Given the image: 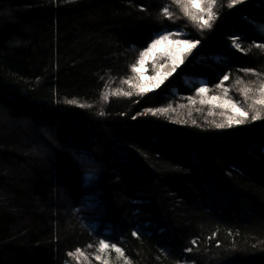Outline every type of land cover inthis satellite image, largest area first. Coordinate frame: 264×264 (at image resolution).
<instances>
[{"label": "trees", "instance_id": "obj_1", "mask_svg": "<svg viewBox=\"0 0 264 264\" xmlns=\"http://www.w3.org/2000/svg\"><path fill=\"white\" fill-rule=\"evenodd\" d=\"M229 2L207 28L175 0H0V264H98L105 238L107 264H264V119L217 129L207 102L251 115L264 84V0ZM180 31L196 46L137 95L140 52Z\"/></svg>", "mask_w": 264, "mask_h": 264}, {"label": "snow or ice", "instance_id": "obj_2", "mask_svg": "<svg viewBox=\"0 0 264 264\" xmlns=\"http://www.w3.org/2000/svg\"><path fill=\"white\" fill-rule=\"evenodd\" d=\"M177 4H179L186 15H189L192 19L200 20L202 21L201 27H207L211 28L212 23L211 21L213 20L215 13L213 11V6L215 4V0H175ZM241 0H230L228 7H234L237 4H240ZM196 5H199L198 8L194 7ZM165 15H170L168 13V10H164ZM205 16L207 17L205 19ZM177 35V33H172V32H158L154 35V37L151 39L150 45L147 47V52L153 51L155 48H157L158 45L164 42H171L172 44H175L177 48L180 47H186L188 50H191L196 46V42H192L190 39L185 38V39H170V37H173ZM234 47L239 50V45L235 44L233 45ZM260 47H264V44L259 45ZM147 52L141 51L140 52V65H143L144 62V57L147 54ZM168 59L172 60V69L169 72H165L162 74H158L157 76H153L152 80L154 83L151 85V87H159V85L163 82V80L171 74V71H175L176 65L180 63V59L178 58L176 52L170 51L168 55ZM132 70L135 72L136 71V66L133 65ZM241 71L244 72H249L252 71L251 69L247 68H242L240 69ZM229 79V75L225 74L223 75L222 80L216 85L217 88L223 87L224 81H227ZM136 88V94L137 95H142L146 92H148L150 89L148 86L142 84L139 82V79L137 78V82L135 84ZM209 89L204 86H198L196 88V94L197 96L201 97V103L206 102L204 97H206L207 92ZM252 91V89H244L243 94L245 96L248 95V93ZM260 93V97L258 99H255L253 101V106H252V112L250 115V112L248 109L242 108L238 106L236 103H232L231 101H223L221 103V107L227 106L228 109L230 110V115L228 116V119L225 123H217L215 127L217 129H224V128H232L234 125H243L249 121V118L251 121H257L264 119V115H262V112H264V84H261L260 88L258 89ZM227 92V89H225V93ZM126 96H132L133 93L131 91L124 93ZM191 100V98H189ZM220 97L217 96H210L207 97V100L209 102L211 101H218L220 100ZM194 102V101H193ZM70 103H73L70 101ZM255 105L261 106L260 108H255ZM167 109L164 108H159V109H154V108H147L146 112H150L152 115H156L158 112H165ZM103 115V113H101ZM135 119V117H133ZM133 235H136L134 232ZM195 243V241H193ZM113 250L116 254L122 256L123 255V250L121 247L117 246L116 243H111L109 244L107 241V238L101 239L99 241V248H98V253L94 256V259L98 262V264H107V261L104 259L103 255L101 253H104L106 251ZM188 251H191V249H187ZM78 253L83 254L80 252V250H77Z\"/></svg>", "mask_w": 264, "mask_h": 264}, {"label": "rangeland", "instance_id": "obj_3", "mask_svg": "<svg viewBox=\"0 0 264 264\" xmlns=\"http://www.w3.org/2000/svg\"><path fill=\"white\" fill-rule=\"evenodd\" d=\"M198 7L199 5H196L194 7V10L195 8H198ZM213 9H214V6H213ZM206 18L207 17L205 16V19ZM165 33H168V32H165ZM176 33L177 35L170 37V39H185L184 33L182 31L176 32ZM191 50H188L186 47L177 48V46L175 44H172L171 42L161 43L160 45L157 46V48H155L151 52H147V49H146L144 52H147V54L144 57L143 65L141 66L140 62H138V65L136 67V72L139 75L140 83L149 87L150 90L148 92L157 90L160 87V85L174 72V71H171V74L163 80V82L159 85V87H151V85L154 83V81L152 80L153 76H157L158 74L169 72L172 69V60L168 59V55L170 51L176 52L178 58L182 62L184 55ZM181 62L176 65V68L181 64ZM255 96H260V93L259 92L256 93ZM217 97H220L221 99L218 101H211V102L207 100V102L210 104L212 108L222 110L223 113L226 115V119H228V116L230 115V110L228 109L227 106L225 107L220 106L223 101H231L232 103L238 104V106L242 108L248 109L247 107L241 104L242 101H239V100L236 101L234 99L232 100L228 98L227 95H219ZM105 253L106 252L101 253V255Z\"/></svg>", "mask_w": 264, "mask_h": 264}, {"label": "clouds", "instance_id": "obj_4", "mask_svg": "<svg viewBox=\"0 0 264 264\" xmlns=\"http://www.w3.org/2000/svg\"><path fill=\"white\" fill-rule=\"evenodd\" d=\"M78 162L82 165L83 174L86 181L94 180L97 177L100 170V164L88 153H80Z\"/></svg>", "mask_w": 264, "mask_h": 264}]
</instances>
